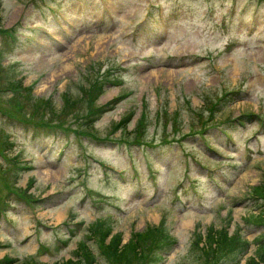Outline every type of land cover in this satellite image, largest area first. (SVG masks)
Wrapping results in <instances>:
<instances>
[{
	"label": "rangeland",
	"instance_id": "1",
	"mask_svg": "<svg viewBox=\"0 0 264 264\" xmlns=\"http://www.w3.org/2000/svg\"><path fill=\"white\" fill-rule=\"evenodd\" d=\"M43 1L0 0V259L6 255L13 258L12 264L62 262L74 256L83 238L100 254L99 243L88 239L98 218L112 225L107 243L119 232L126 243L133 232L149 226L167 229L175 245L168 252L163 246L162 254L154 256L156 264H206L193 248V239L195 230L206 233L210 227L241 232L249 242L245 257L254 254L264 240V222L255 219L262 199L252 194L254 186L264 182V134L261 146L254 139L264 122L257 114H264V3L256 11L253 0H166L168 8L180 5L182 15L164 33L152 7L155 0H116V19L105 23L98 21L99 0H83L81 9L76 0H52L68 9L77 23L69 34L56 30L53 38L37 27L39 22H52ZM232 5L235 14H230ZM211 6L216 7L212 15ZM144 19L136 40L126 36ZM252 26L256 32L250 36ZM10 29L16 39L6 41L4 30ZM239 36L243 43L225 54L226 42ZM195 54L206 58L188 63ZM15 60L22 63L11 68ZM97 71L113 81L104 79V91L95 103L116 100L94 121L96 137L79 135L74 129L79 123H72L73 128L39 129L28 114L21 119L4 114L17 97L4 87L21 82L34 96L51 98L59 108L64 96H77L87 83L82 72L90 76ZM131 110L128 129L142 112L147 115L144 130L150 151L146 144H130L132 136H123V145L112 139L121 133L116 122ZM166 114L171 116L167 127L177 121V129H171L164 141ZM211 114L214 121L233 129L235 145H227L212 129L208 147L189 131L192 124L205 125L202 120ZM246 114H251V121L242 126L234 122ZM31 132H36L35 140L30 139ZM67 139L66 154L58 159ZM184 150L190 153L187 162ZM8 155L31 159L34 167H17ZM133 164L143 173L142 184L132 177ZM122 168H127V181L116 173L108 175ZM187 173L196 178L201 196L193 195L192 189L180 190L182 201H177L176 188L192 187ZM19 193L22 200L17 199ZM103 232L99 230V236ZM237 258V253L227 254L220 264H238Z\"/></svg>",
	"mask_w": 264,
	"mask_h": 264
},
{
	"label": "trees",
	"instance_id": "2",
	"mask_svg": "<svg viewBox=\"0 0 264 264\" xmlns=\"http://www.w3.org/2000/svg\"><path fill=\"white\" fill-rule=\"evenodd\" d=\"M82 74L87 79V83L80 86V93L77 96L69 94L67 99L64 96L61 107L57 108L51 98L34 96L32 94V88L26 86L24 90L19 92V95H22L19 98L20 106L17 107V102L13 100L15 102L13 103L14 107H11V111L21 113L18 118H23L27 114L32 119L41 117L43 119L41 125L44 124V126H47L49 124L55 128L64 127L65 125L68 128H73L72 125L74 124L72 123H79L80 128H74L79 134L94 135V123L90 121L97 113L106 109L104 105H98L94 100L104 91L105 80L99 71L96 74L92 73L90 76H86L83 72ZM19 84L21 85V83ZM214 107L216 108V106ZM166 115L168 116V121L165 122L163 138L167 140L168 134L172 131L170 129H177V118L174 117L176 121L174 122V126L167 127L171 116ZM125 117L127 118L128 116ZM126 118L123 120L121 126H127L126 123L128 121L125 123ZM146 119L147 116H140L134 128L127 129L128 136H132L134 143L143 144L148 141L146 140L147 133L144 130V126L147 123ZM214 119L213 114L206 116L202 120L205 121V125L192 124L190 125L191 129L189 131L201 138L200 133H203L201 130L208 128L214 129L213 125L217 122ZM252 194L254 197L262 199V202H259L261 210L257 214V217L255 216V219L264 222V182L254 186V192ZM103 229V235L99 236L103 253L105 254L103 259L99 257L91 262L94 259V249L87 245V241L83 239L79 242L75 251V259L68 258L62 262L55 261L52 264H156L157 260L154 256L161 252L163 246H167L164 248V251L171 248L175 241L167 229L158 226H149V228L143 231L133 232L126 243H122L121 232L113 234L111 240L107 243L105 240L112 232V226H106L100 223H98V226L95 223L91 226L92 232H99V230ZM262 235L264 236V232ZM193 248L199 250V254L205 258L204 262L206 264H220L227 254L233 253H237L238 258L236 262L240 264L242 258L247 254L248 240L239 231L230 233L226 227L222 229L210 227L206 233H203L200 229L194 231ZM245 259L244 264H264V241H261L257 245L254 254L247 255ZM0 264H12V262L4 257L0 259ZM20 264L27 263L22 261ZM31 264L39 263L32 260Z\"/></svg>",
	"mask_w": 264,
	"mask_h": 264
}]
</instances>
